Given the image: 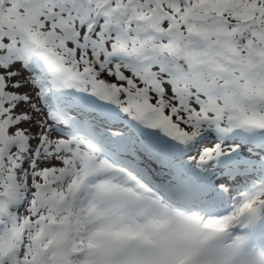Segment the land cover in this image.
I'll use <instances>...</instances> for the list:
<instances>
[{
    "label": "snow or ice",
    "instance_id": "snow-or-ice-1",
    "mask_svg": "<svg viewBox=\"0 0 264 264\" xmlns=\"http://www.w3.org/2000/svg\"><path fill=\"white\" fill-rule=\"evenodd\" d=\"M0 264H264V0H0Z\"/></svg>",
    "mask_w": 264,
    "mask_h": 264
}]
</instances>
